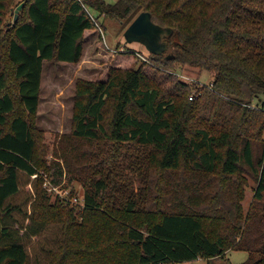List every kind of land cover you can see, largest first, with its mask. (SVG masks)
I'll list each match as a JSON object with an SVG mask.
<instances>
[{
  "label": "trees",
  "instance_id": "1",
  "mask_svg": "<svg viewBox=\"0 0 264 264\" xmlns=\"http://www.w3.org/2000/svg\"><path fill=\"white\" fill-rule=\"evenodd\" d=\"M143 11L174 30L168 51L150 53L156 67L78 80L72 132L48 161L36 125L45 62L80 63L87 31ZM176 64L213 73L211 86L178 81ZM263 96L264 0H0V264H30L11 200L21 174L40 172L84 187L80 221L34 180L40 228L29 237L61 228L48 264H179L229 251L264 264ZM125 169L135 174L121 182Z\"/></svg>",
  "mask_w": 264,
  "mask_h": 264
},
{
  "label": "rangeland",
  "instance_id": "2",
  "mask_svg": "<svg viewBox=\"0 0 264 264\" xmlns=\"http://www.w3.org/2000/svg\"><path fill=\"white\" fill-rule=\"evenodd\" d=\"M105 1L110 4L117 2V0ZM17 8L13 11L14 16ZM132 22L133 20L131 22L107 20L104 21L103 29L99 26L96 30L87 31L85 34L84 55L78 64H50L45 62L36 125L38 134H40L41 145L46 151V159L48 161L56 159L55 154L60 149L62 139L69 136L72 132L78 80L106 81L111 69L138 67L142 61L155 66L149 61L150 52L143 45L126 42L124 34ZM13 24L14 18H8L6 30H9ZM163 72L168 73L167 70ZM170 72L178 81L188 84L194 83L199 87L211 86L214 79V74L205 69L183 66L181 64H176L175 68L170 70ZM164 77L167 78L166 76ZM170 91L174 93L173 89H170ZM192 96L197 98L196 93ZM255 104L256 102H254ZM64 144L66 145L65 142ZM60 162L63 164L62 159H60ZM136 163L137 161L133 160L127 166L135 167ZM134 174L135 172L125 169L122 174L125 178L121 182L132 179ZM37 176H39L37 178L39 179L38 182L45 191L44 193L49 196L50 202L53 205L56 204V201L69 204V207L75 211L76 219L80 221V214L85 208L84 187L82 181L76 178L71 177L72 183H69L70 179L67 178L66 172L62 183L59 185H55L48 173L45 172H40L32 178L26 174H21L20 192L11 201L20 206L22 212L15 214L16 222H11L12 228L18 231L20 236L24 234L28 236L25 244L29 247L30 264H48V250L55 249L58 246L61 228L58 225H49L40 235L29 237V235L40 228L39 225L30 219L32 204L35 198L37 200L34 183ZM132 186L134 192L140 194L141 187L139 182L134 179ZM255 188V181L250 180L246 188V198L243 202L246 210L251 206ZM25 227L26 229H24ZM247 258L248 253L245 251H229L222 257L200 259L195 262H198V264H241Z\"/></svg>",
  "mask_w": 264,
  "mask_h": 264
},
{
  "label": "water",
  "instance_id": "3",
  "mask_svg": "<svg viewBox=\"0 0 264 264\" xmlns=\"http://www.w3.org/2000/svg\"><path fill=\"white\" fill-rule=\"evenodd\" d=\"M21 4L15 11L14 23L18 21ZM174 30L169 27H162L155 24L150 12H141L130 24L124 37L127 43H139L143 45L151 54L163 55L168 51L169 44L166 39H170Z\"/></svg>",
  "mask_w": 264,
  "mask_h": 264
},
{
  "label": "crops",
  "instance_id": "4",
  "mask_svg": "<svg viewBox=\"0 0 264 264\" xmlns=\"http://www.w3.org/2000/svg\"><path fill=\"white\" fill-rule=\"evenodd\" d=\"M179 264H190V262L179 263ZM196 264H198V262Z\"/></svg>",
  "mask_w": 264,
  "mask_h": 264
},
{
  "label": "built area",
  "instance_id": "5",
  "mask_svg": "<svg viewBox=\"0 0 264 264\" xmlns=\"http://www.w3.org/2000/svg\"><path fill=\"white\" fill-rule=\"evenodd\" d=\"M193 97H191V99H192ZM198 260H200V259H198ZM190 264H196V262L194 261V262H190Z\"/></svg>",
  "mask_w": 264,
  "mask_h": 264
}]
</instances>
